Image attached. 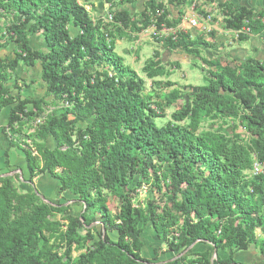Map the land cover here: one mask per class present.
<instances>
[{
	"label": "trees",
	"instance_id": "16d2710c",
	"mask_svg": "<svg viewBox=\"0 0 264 264\" xmlns=\"http://www.w3.org/2000/svg\"><path fill=\"white\" fill-rule=\"evenodd\" d=\"M138 1L107 0L109 8L95 20L85 9L90 0H0V18L14 16L0 28V49L14 45L16 51L13 61L0 59V114L13 105L6 140L25 152L31 182L49 175L83 204L76 217L69 207L23 191L18 177H0V264H161L196 244L217 250L216 260L193 248L173 264H238L235 256L252 249L264 260V173L251 175L255 163L264 167V64L202 58L201 48L212 44L178 32L163 46L196 58L206 84L187 93L164 81L177 64L168 68L155 55L142 69L151 81L147 92L145 79L114 52V37L124 30L138 34L154 21L158 30L162 24L174 29L182 18L169 20L162 0H149L137 19L126 6ZM194 1L169 3L183 10ZM220 6L232 17L228 29L249 20L254 33L264 31V9ZM70 28L78 30L75 37ZM41 35L44 52L30 45ZM37 64L46 98L12 96L7 85L18 67ZM173 106L167 124L158 126ZM48 109L28 144L24 128ZM50 139L54 151L47 148ZM144 186L151 195L146 202ZM110 196L120 202L116 216ZM148 226L167 247L152 260L142 255Z\"/></svg>",
	"mask_w": 264,
	"mask_h": 264
},
{
	"label": "crops",
	"instance_id": "0c3cea01",
	"mask_svg": "<svg viewBox=\"0 0 264 264\" xmlns=\"http://www.w3.org/2000/svg\"><path fill=\"white\" fill-rule=\"evenodd\" d=\"M95 1L97 2L96 6L92 4L91 7L93 8V12H96L98 13V15H100L102 12H105L106 10L104 7V2L102 0H95ZM148 1L149 0H140L133 4L127 5L129 6V8L127 6L126 7L129 9L131 16L136 17L138 19L141 13L146 8V2ZM165 1L166 0H162L160 2H162L163 7L167 9L170 13L169 20H178L179 17L182 18L183 20V15L186 9L182 10L181 5L171 4L169 3V0H167V4L169 6H166ZM219 1L220 3H229L234 8L244 7V8H249V9H257V10L264 9V8L258 9L257 7H255L256 0H219ZM261 5H264V2H261V4H258V6H261ZM130 6L132 8H130ZM181 11L183 12V14L181 13ZM13 17L14 16L4 15L2 18H0L2 19L0 28H2L5 21H8V22L12 21ZM181 25L184 27H187L185 22L183 21L181 22ZM217 31L218 32L214 34L216 39L214 43H211L212 46L209 48H206V47L201 48L202 58L208 57L210 59V58L228 57L230 60H233L237 64L244 63L247 60H255L257 62L264 64V38H259V37L250 38L246 42H242L240 44H236L235 46H231L230 41L227 39V37L224 36L223 32L220 29H218ZM1 32H3V30L0 29V33ZM77 34H78L77 29L70 28L71 37H75ZM142 36L143 35H141L140 33L136 34V33H132L129 30H124V35L122 37H117V36L114 37V41H115L114 52L116 53V51L118 52V50H121V49L125 50L124 48L125 40H128L130 42L129 44L136 45V47H134V50L135 49L141 50L143 47L142 42L144 43L148 42L147 44H149V47L156 46L155 53L151 58L155 57V55H158L160 59L162 60V62L168 68H171L170 64H177L175 65V67H173L174 70L176 71L180 70V72H183L184 74H186V69L188 67H191L194 64V62H198L196 58H193L180 50L171 51L169 49H165L162 42L153 40V38L150 36L146 35L143 37L144 39L141 40ZM30 45L35 50L42 51V52L47 51V46L44 40L39 36H32L30 38ZM116 54L120 56L121 58H123L119 54V52ZM127 54L131 55L130 52H127ZM15 56H16V51H15L14 45H10L6 48L0 49V59L3 61H13L15 59ZM124 62L126 66H129L133 71H135L131 67V65L125 61V59H124ZM41 73H42V68L40 64H37L36 66L32 68L21 65L20 67H18L15 74L13 75L12 81L8 83L7 85L8 91L11 93L12 96H20L22 99L30 100L32 102L39 101L41 99L46 98L47 87L41 80ZM34 85L38 87L37 92L39 93L40 91H42L43 94H34L35 93ZM189 88H190V85H186L184 90H187ZM12 108H13V105L2 110L0 114V175H2L1 177H6V176L18 177L19 182L22 184L21 189L23 191H27V192L37 191L42 197L46 199V201L52 203L53 205H62L64 207H67L68 205L73 203V201L74 203L79 201L77 197H74L69 192L62 193L60 191V188H61L60 182H58L57 180H54L52 177L44 176L39 181H37L38 179H34L33 182L30 181L31 176H30V171L28 168L27 157H26L25 152L20 148L10 147L4 135V130L9 124V118H10ZM47 148L50 151H54L56 149V142L54 139H50L47 142ZM69 196H71L75 200L74 199L70 201L67 200V205L60 204L59 202L60 199L66 200L70 198ZM56 201H58L59 203ZM80 206H81L80 209L82 210L83 205H80ZM76 212H79V210H77ZM79 215L80 213H77L74 216L78 217ZM147 229L148 230L150 229V232L148 231V233H153L152 240L155 242L154 245H156V247L155 246L151 247L147 243L145 244V242L143 241L144 234H142V241L144 244L143 249H142V255H143V258H146L145 256H147L146 259L152 260L156 256L155 252L160 251L159 249H161V247L164 246L163 245L164 243L162 244L159 240L155 241L157 238V235L151 226H148ZM112 234L114 235L115 239L111 238ZM108 237L112 242H117L118 240L117 233H108ZM203 251H206V249L203 248L202 250L197 251V252H203ZM213 253H214V250H213ZM242 253H243L242 255H244L243 260L242 258L237 259L238 254L240 253H238L235 256V260L237 261L238 264H258V263L264 264V260L254 249L248 252H242ZM219 254H220V257H222L223 259L227 257V253L220 252ZM175 259H176L175 256H173L171 260L165 261L164 263L161 262V264H167L168 262L172 263L175 261Z\"/></svg>",
	"mask_w": 264,
	"mask_h": 264
},
{
	"label": "rangeland",
	"instance_id": "374dc122",
	"mask_svg": "<svg viewBox=\"0 0 264 264\" xmlns=\"http://www.w3.org/2000/svg\"><path fill=\"white\" fill-rule=\"evenodd\" d=\"M85 1L86 0H79L80 4H82V5H84V2ZM102 1L104 2V7L107 10L110 5L107 3L106 0H102ZM257 1L258 0H256L255 7H257L258 9H260V6H258V4H261V1L262 0H259L258 2ZM90 3L93 4L94 6H96V4H97V2L95 0H90ZM115 4H116L117 7H119L120 2H117V3L115 2ZM165 4H166V6H169L167 4V0L165 1ZM203 6H206V8L204 10L207 11V13H209V15H213L214 10H213L212 7H210V5L208 6L206 3H204ZM127 7L129 8V6H127ZM86 8H87L88 11H90L92 17L95 18V20L98 19V13L93 12V8L90 5L89 6H86ZM130 8H132V7L130 6ZM1 20L2 19H0V26H1ZM263 20L264 19H262L261 21L263 22ZM184 28H186V27H184ZM141 35H143L141 37V40H143L144 39L143 37L146 36V35L151 37L150 34H141ZM202 36H204V35H202ZM40 37L43 38L44 36L41 35ZM259 38H262V36H259ZM205 39L208 42H210V43H214V41H215L216 38L213 35H207L206 34ZM129 43L130 42L128 40H125V42H124V48H125V50H122L121 49V50H118V52L125 59V61L131 65V67L136 71V73L141 78H144L145 79V76L142 73V69H143L142 66H144L145 62L147 60H149L154 55L156 46H153V47L150 46L149 47V44H147L148 42L147 43L142 42V44H143L142 49L141 50H136V49L134 50V47H136V45L135 44H129ZM118 52L116 51V53H118ZM127 52H130L131 55L127 54ZM133 59H134V61H133ZM185 75H186V77H185ZM163 80L164 81H171V82L177 84L181 88H185L186 85H190V90L191 91L194 88H196V87L197 88H200V87H202V86H204L206 84V82L204 80L203 73L201 72V64L198 63V62H194V64L191 67H188L186 69V74H184L183 72H180V70L179 71L173 70L172 76L170 78H168L167 80L166 79H163ZM145 81H146V86H147V92H150V89H151L150 88L151 81L146 80V79H145ZM187 90H184V92H187L188 93ZM37 91H38V87L36 85H34V92H35L34 94H43L42 91H40L39 93ZM165 92L169 93L170 90H166ZM49 101H50V99H49ZM176 109H177V107L176 106H173L171 109H169L167 111V117L165 119H163V118L157 119L158 126L161 127V126L166 125L167 122H168V120H169V117L172 115V113L174 111H176ZM25 135H26V128H24V130H23V138L25 137ZM1 176L2 175H0V177ZM47 176H49V175H47ZM49 177H51V176H49ZM40 179L41 178H39L37 181H39ZM150 196H151L150 193H148V191H147V186H144V188L142 189V191H140V199L142 200V202L143 201L146 202L145 200L148 197H150ZM69 197L70 198H68L66 200L65 199H60L59 200L60 204L67 205V200L70 201V200H73L74 199L71 196H69ZM110 200H111V203L109 204V206H111L112 215L113 216H116V215L119 214V205H120V202L118 201L117 198H112V196H110ZM56 202H58V201H56ZM79 202L80 201H77L76 203H74V201H73V203H71L70 205L67 206V207L71 208V214L72 215H76L77 213H81L82 212V210L80 209V207H81L80 205H83V204L82 203H79ZM73 208H75V209H73ZM77 210H79V212H76ZM59 219L60 218L58 217L56 220H59ZM97 226H99V225H97ZM97 226H94V227H97ZM148 231L150 232V229L149 230L147 229L145 231L144 236H143V241L145 242V244L147 243L151 247H153V246L156 247V245H154L155 242L152 240L153 233H148ZM98 233L100 235H104L103 227L100 226V228H98ZM111 238L115 239V237H114L113 234H112ZM158 240H159V238L157 237L155 241H158ZM163 245L164 246L161 247L162 251H161V253H160L159 256H161L164 252H166V248L167 247L165 246V244H163ZM194 248H195L194 251H200V250H202L204 248V249H206V251L212 252V257L214 255L213 248L210 247V246H208V245H206V244H198V245L196 244L194 246ZM163 250H165V251H163ZM81 253L82 252H80V253H74V255H73L74 258H77ZM165 254H167V253H165ZM242 254L243 253L238 254L237 259H241L242 258V260H243L244 255H242ZM174 256L176 258L175 261L172 262V263L171 262H168L167 264L176 263L181 258V256H183V253L182 252H178V253L176 252V253H174ZM145 257L147 258V256H145ZM171 259H172V256L171 255H168V258H166L165 260L169 261ZM165 260H163L162 262H164Z\"/></svg>",
	"mask_w": 264,
	"mask_h": 264
},
{
	"label": "built area",
	"instance_id": "2783aa9c",
	"mask_svg": "<svg viewBox=\"0 0 264 264\" xmlns=\"http://www.w3.org/2000/svg\"><path fill=\"white\" fill-rule=\"evenodd\" d=\"M194 2L195 3L192 6L187 7V9L184 8V10H186L184 12L182 21L185 22L187 26L186 28H184L181 23L177 28L174 29L168 28L166 24H162L161 29L158 30L156 27V22L154 21V24H152V26L142 30L140 34H150L153 40L162 42L166 38L175 36V34L178 32L191 34L193 37H197L198 35H204L206 37V34L214 35L216 32H218L217 30L220 29L223 32L224 36L227 37V39L230 41V45L235 46L236 44H240L243 42L241 41L242 37H247L248 39L258 38L264 33V31L262 33H254L253 29L250 26L251 22L249 20H245L242 24V27L238 30L228 29L226 27V20H231L232 17H229L227 15V11H225L224 8L220 6L224 3H220L219 0H216L215 2H212L211 0H195ZM204 3H206L208 6L210 5V7L213 8V15H209V13L204 10L206 8V6H203ZM85 9L87 10L86 7ZM103 19L110 23L113 21L112 16L110 14H106ZM262 23H264V20ZM51 111V109H48V112H46L43 117L37 118L36 121L29 123V125L25 127L26 135L24 137V141H26L28 144L31 143L28 140V135L34 133L35 128L43 123L44 118ZM20 116L21 118L23 117V115ZM34 154L36 153L34 152ZM262 173H264V167H262L258 163H255L254 168L251 171V175L256 176Z\"/></svg>",
	"mask_w": 264,
	"mask_h": 264
},
{
	"label": "water",
	"instance_id": "95a60500",
	"mask_svg": "<svg viewBox=\"0 0 264 264\" xmlns=\"http://www.w3.org/2000/svg\"><path fill=\"white\" fill-rule=\"evenodd\" d=\"M261 2H264V0H262ZM260 8H264V5H261ZM34 192L37 193V195H38V196H39L44 202H46L47 204H50V205L53 206L52 203L46 201V199H45L44 197H42L37 191H34ZM96 225H97V224H94L92 227H94V226H96ZM103 231H104V234H105V233H106V230L103 229ZM81 232H83V230H81ZM194 246H195V245H193L191 248H189L187 251H185V252L183 253V256H181V258L184 257V256H186L190 251H192L193 248H194ZM217 255H218V252H217V250L214 249V255H213V257H212V263L214 262V260H216Z\"/></svg>",
	"mask_w": 264,
	"mask_h": 264
},
{
	"label": "flooded vegetation",
	"instance_id": "af4514ba",
	"mask_svg": "<svg viewBox=\"0 0 264 264\" xmlns=\"http://www.w3.org/2000/svg\"><path fill=\"white\" fill-rule=\"evenodd\" d=\"M6 177H8V176H6Z\"/></svg>",
	"mask_w": 264,
	"mask_h": 264
}]
</instances>
